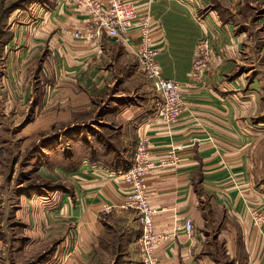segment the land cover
<instances>
[{
    "label": "crops",
    "instance_id": "crops-1",
    "mask_svg": "<svg viewBox=\"0 0 264 264\" xmlns=\"http://www.w3.org/2000/svg\"><path fill=\"white\" fill-rule=\"evenodd\" d=\"M13 1L0 0V111L8 112L15 97L27 99L30 73L39 70L55 119L70 123L84 142L107 147L77 157L65 190L38 207V229L67 224L71 263L91 260L106 243L107 253L123 246L130 264H141V224L135 210L121 208L130 191L122 173L147 137L158 162L173 151L182 155L179 164L160 165L146 177L156 229L171 236L157 248L160 264H264V223L255 227L251 215L264 213V0H134L156 22L165 78L190 79L201 39L214 50L206 77L186 89L174 125L159 117L162 96L138 70L137 27L119 39L77 38L89 24L82 9ZM90 113L100 118L76 121ZM112 123L120 133L105 143L100 128ZM188 218L192 233L178 227Z\"/></svg>",
    "mask_w": 264,
    "mask_h": 264
},
{
    "label": "rangeland",
    "instance_id": "rangeland-1",
    "mask_svg": "<svg viewBox=\"0 0 264 264\" xmlns=\"http://www.w3.org/2000/svg\"><path fill=\"white\" fill-rule=\"evenodd\" d=\"M138 70L144 74L140 67ZM38 71L30 73L34 76L27 99L7 100L12 108L6 113L0 111V264H130L122 251L107 253L106 243L97 245L91 260L80 257L71 263L67 254L73 242L68 241L71 230L67 224H44L43 231L38 229L43 224L39 223L38 207L53 203L58 191L65 190L66 171L74 167L77 157L107 150L102 142H84L87 138L79 139L77 132L69 129L70 123L55 119L47 102L49 84L39 79ZM6 96L10 98L9 93ZM4 104L0 100V109ZM37 105L43 106V111ZM98 106L101 107H95ZM99 118L92 113L76 121L92 123ZM100 129L105 143L120 133L115 127ZM76 139L81 144H76ZM261 156L264 157V149Z\"/></svg>",
    "mask_w": 264,
    "mask_h": 264
},
{
    "label": "built area",
    "instance_id": "built-area-1",
    "mask_svg": "<svg viewBox=\"0 0 264 264\" xmlns=\"http://www.w3.org/2000/svg\"><path fill=\"white\" fill-rule=\"evenodd\" d=\"M107 4L101 0H56L57 6L74 5L82 9L89 16V24L83 31H76L77 38H87L93 41L106 35L119 39L125 36L133 27H137L140 36L135 45L134 54L146 77L155 85L162 102L158 109V115L167 124H176L185 109L184 95L191 85L202 82L206 77L210 59L214 53L210 40L201 39L196 46V58L193 62L190 79L187 82L167 79L162 75L159 63V49L154 39L156 22L149 11L141 13L134 0H107ZM182 155L179 152H171L158 162L152 157L150 142L147 137L140 138L132 165L122 173L124 180L129 184L130 191L126 199L121 203L122 209H133L137 212L141 224V236L139 239L141 248V264H160L157 256V248L170 239V233L156 229L155 217L158 209L152 206L148 196L146 177L160 165H177L181 162ZM112 210L111 206L106 212ZM255 227H261L264 223V213L254 209L251 212ZM187 233H192L194 223L192 218L186 219L182 226ZM249 264H258L251 260Z\"/></svg>",
    "mask_w": 264,
    "mask_h": 264
},
{
    "label": "trees",
    "instance_id": "trees-1",
    "mask_svg": "<svg viewBox=\"0 0 264 264\" xmlns=\"http://www.w3.org/2000/svg\"><path fill=\"white\" fill-rule=\"evenodd\" d=\"M118 238V237H117ZM117 238L115 239V242L117 241ZM121 251L124 253L125 252V249L123 246H121ZM125 254V253H124Z\"/></svg>",
    "mask_w": 264,
    "mask_h": 264
}]
</instances>
